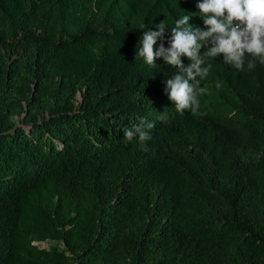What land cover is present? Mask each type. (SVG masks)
I'll list each match as a JSON object with an SVG mask.
<instances>
[{
  "label": "trees",
  "instance_id": "trees-1",
  "mask_svg": "<svg viewBox=\"0 0 264 264\" xmlns=\"http://www.w3.org/2000/svg\"><path fill=\"white\" fill-rule=\"evenodd\" d=\"M196 11L0 0V264H264V64L207 58L181 114L164 92L181 69L135 57L141 23L206 27ZM142 122L151 138L124 142Z\"/></svg>",
  "mask_w": 264,
  "mask_h": 264
},
{
  "label": "clouds",
  "instance_id": "clouds-1",
  "mask_svg": "<svg viewBox=\"0 0 264 264\" xmlns=\"http://www.w3.org/2000/svg\"><path fill=\"white\" fill-rule=\"evenodd\" d=\"M196 16L206 27H193L189 23L192 15L183 14L175 18L171 25L160 20L154 28L141 23L142 31L137 40V55L149 66L156 63L154 57L163 56L164 61L181 69L166 80L164 92L174 104L177 112L183 114L188 109L196 112L200 100L208 89L200 86L211 68L207 58L222 55V60L243 69L247 58V68L255 67L256 62L264 64V0H196ZM153 23V21H152ZM170 26L171 35L167 48L161 43L154 51L157 38ZM205 50L202 52L201 49ZM181 57H186L185 66ZM219 88L221 82L217 80ZM152 122L124 128V142L134 137L141 143L150 139L146 129L153 127Z\"/></svg>",
  "mask_w": 264,
  "mask_h": 264
},
{
  "label": "rangeland",
  "instance_id": "rangeland-1",
  "mask_svg": "<svg viewBox=\"0 0 264 264\" xmlns=\"http://www.w3.org/2000/svg\"><path fill=\"white\" fill-rule=\"evenodd\" d=\"M76 98H77V103L79 102V101H81V94H80V92H77V94H76ZM19 117H16V120L17 121H19ZM55 243H57L56 241H54V240H44V241H41V242H37V244H39V246H41V247H49V246H51V245H53V244H55ZM61 245V244H60Z\"/></svg>",
  "mask_w": 264,
  "mask_h": 264
}]
</instances>
